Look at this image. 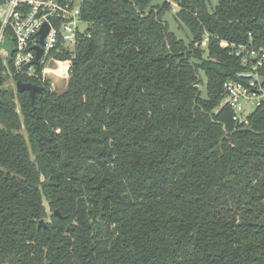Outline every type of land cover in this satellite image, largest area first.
<instances>
[{"label": "trees", "instance_id": "1", "mask_svg": "<svg viewBox=\"0 0 264 264\" xmlns=\"http://www.w3.org/2000/svg\"><path fill=\"white\" fill-rule=\"evenodd\" d=\"M175 1L185 39L165 3L82 0L89 37L39 79L0 61V264H264V101L247 127L220 105L245 70L230 45L264 47V0ZM56 61L61 92L40 80Z\"/></svg>", "mask_w": 264, "mask_h": 264}, {"label": "built area", "instance_id": "2", "mask_svg": "<svg viewBox=\"0 0 264 264\" xmlns=\"http://www.w3.org/2000/svg\"><path fill=\"white\" fill-rule=\"evenodd\" d=\"M168 10L175 14L179 5L175 0H162ZM44 23L49 29L43 38L39 65L50 62V53L59 52L60 48L72 49L78 32L89 37L88 24L81 20L79 3L72 0H0V44L5 36L10 38L14 49L7 54L0 48V61L8 77L15 75L39 79L36 65L33 64L35 52L31 47L38 45V31ZM83 27V30L80 28ZM206 40L203 41V45ZM60 47V48H59ZM230 54L238 58L245 70L235 79L223 82L224 99L220 105L226 106L232 113L231 120L240 127L248 126V116L264 101V87L260 72H264V47L250 43L230 45ZM12 63L10 69L9 64ZM54 67L45 65L41 70L40 80H49L48 76L63 80L68 78L56 75L61 63L56 61ZM38 65V66H39ZM53 83L50 82V88Z\"/></svg>", "mask_w": 264, "mask_h": 264}, {"label": "rangeland", "instance_id": "3", "mask_svg": "<svg viewBox=\"0 0 264 264\" xmlns=\"http://www.w3.org/2000/svg\"><path fill=\"white\" fill-rule=\"evenodd\" d=\"M82 0H76V2H81ZM157 3H161L162 0H155ZM212 5L215 4L216 0H209ZM173 13H171V11H165L164 15H163V20L166 21L167 25H168V29L169 31H171L172 33H174V35L177 37V38H183L185 39V29L184 28H179L177 26V24L175 23L174 19H173ZM81 30H83V27L80 28ZM0 48L3 50V52L9 54L13 51L14 49V46L12 44V42L10 41V38H8L7 36H5L0 44ZM60 66H62V68L59 70V71H55V74L56 75H59V76H64L65 74V71H66V67L67 65H63L60 64ZM54 67V66H53ZM49 78V82L53 83L51 86L52 87V90L56 91V92H61L65 85H66V82H67V79H63V80H57L56 78H53L51 76H48ZM4 88H11L13 90H15V83L11 80V79H8L4 85H3ZM202 93L204 94V88L203 87H200ZM45 222H48V219H45Z\"/></svg>", "mask_w": 264, "mask_h": 264}, {"label": "water", "instance_id": "4", "mask_svg": "<svg viewBox=\"0 0 264 264\" xmlns=\"http://www.w3.org/2000/svg\"><path fill=\"white\" fill-rule=\"evenodd\" d=\"M48 29H49V27H48L47 23H44L42 25V27L40 28V30L38 31V37H39L38 45L31 47V49L34 50V52H35V58H34L33 64L36 65V66L39 65L38 60H39V58L41 56V53H42L41 48H40L39 45L42 44L43 38L47 34ZM42 90H43L42 87H38V86H36V85H34L32 83H23L20 80L15 82V91L17 93H24V92L28 93V96H29L32 104L34 102L35 93L42 92ZM170 130H171L172 134H176V132H177L176 128H174L173 126L170 127ZM47 184L49 186H53L54 185V184L51 183L50 179L47 180ZM100 188H102V181H100L98 183V185L95 186V189H100ZM53 215L58 217V218H61L60 214L56 210L53 211ZM40 228H42L44 230L47 228V224H46V222L44 220H39L38 221L37 229H40Z\"/></svg>", "mask_w": 264, "mask_h": 264}, {"label": "bare ground", "instance_id": "5", "mask_svg": "<svg viewBox=\"0 0 264 264\" xmlns=\"http://www.w3.org/2000/svg\"><path fill=\"white\" fill-rule=\"evenodd\" d=\"M64 64H67V65H68V63H63V65H64ZM61 68H62V66H60L59 69L56 70V71H59ZM66 69H67V67H66ZM65 72H66V71H65ZM54 73H55V72H54ZM64 76H65V75H64Z\"/></svg>", "mask_w": 264, "mask_h": 264}, {"label": "crops", "instance_id": "6", "mask_svg": "<svg viewBox=\"0 0 264 264\" xmlns=\"http://www.w3.org/2000/svg\"><path fill=\"white\" fill-rule=\"evenodd\" d=\"M68 65H69V63H68Z\"/></svg>", "mask_w": 264, "mask_h": 264}]
</instances>
